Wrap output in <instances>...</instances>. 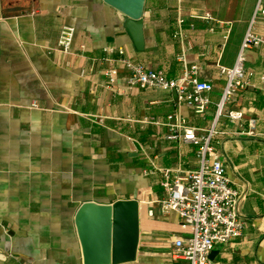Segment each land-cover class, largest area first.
Segmentation results:
<instances>
[{
  "label": "crops",
  "instance_id": "0c3cea01",
  "mask_svg": "<svg viewBox=\"0 0 264 264\" xmlns=\"http://www.w3.org/2000/svg\"><path fill=\"white\" fill-rule=\"evenodd\" d=\"M257 0H145L143 49L124 15L103 0H0V264H84L75 223L85 202L135 198V258L118 264H187L173 241L189 229L163 211L164 172L182 181L198 167L196 146L169 140L166 116L178 113L198 134L211 127L214 153L237 190L241 236L217 244L211 264H264V56L244 51L249 85L216 115L225 77L246 30L264 33L252 16ZM264 6V0L262 1ZM208 13L211 20L203 18ZM63 25L74 28L68 52ZM122 50V53H119ZM197 65L212 84L195 112L175 91L128 86L121 59L167 77ZM114 67L109 83L105 70ZM237 117H231L229 112Z\"/></svg>",
  "mask_w": 264,
  "mask_h": 264
},
{
  "label": "built area",
  "instance_id": "2783aa9c",
  "mask_svg": "<svg viewBox=\"0 0 264 264\" xmlns=\"http://www.w3.org/2000/svg\"><path fill=\"white\" fill-rule=\"evenodd\" d=\"M263 0H257L252 22L257 17L264 18ZM203 18L210 21L211 16L206 13ZM74 37V28L63 25L57 38L58 49L68 52ZM257 48L264 56V33L256 32L250 27L242 39L239 52L231 67L219 65V72L225 77V85L216 103L218 116L224 104L231 101L244 90L249 81L246 75L244 51ZM122 53V50H119ZM183 63L182 71L177 77H167L162 70H153L144 64L128 59H121L126 69L125 82L128 86L139 88H157L164 91H175L177 103L185 104L195 112H203L211 102L207 93L212 84L199 77L197 65H186L183 53L178 55ZM109 83L116 75V69L110 67L105 70ZM231 117H237L235 112H229ZM169 133L166 139L189 142L196 146L198 167L187 173L182 181L178 176H171L168 171L160 181L164 196L159 200L161 209L165 212L174 211L181 224L189 229L186 238L173 241V257L182 259L187 264H211L210 253L217 244H224L231 239L241 236L245 223L237 216L235 201L237 190L231 185L226 174V167L222 160L214 153L211 138L214 133L211 127L205 134H198L193 127L186 124L178 113L166 116ZM0 226L2 224L0 223Z\"/></svg>",
  "mask_w": 264,
  "mask_h": 264
},
{
  "label": "water",
  "instance_id": "95a60500",
  "mask_svg": "<svg viewBox=\"0 0 264 264\" xmlns=\"http://www.w3.org/2000/svg\"><path fill=\"white\" fill-rule=\"evenodd\" d=\"M120 11L137 50L143 49L142 13L145 0H103ZM84 264H118L135 258L138 202L135 198L110 205L83 203L75 217Z\"/></svg>",
  "mask_w": 264,
  "mask_h": 264
}]
</instances>
